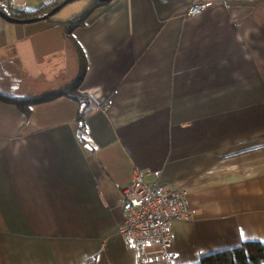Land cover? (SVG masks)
<instances>
[{
  "label": "crops",
  "instance_id": "obj_1",
  "mask_svg": "<svg viewBox=\"0 0 264 264\" xmlns=\"http://www.w3.org/2000/svg\"><path fill=\"white\" fill-rule=\"evenodd\" d=\"M195 1L110 0L69 40L54 21L91 0L52 22L0 17V95L63 89L80 53V91L95 102L80 125L67 97L32 106L28 119L0 100V264H138L119 233L134 172L184 192L193 211L171 225L174 256L157 264L264 244V0H202L185 17Z\"/></svg>",
  "mask_w": 264,
  "mask_h": 264
},
{
  "label": "built area",
  "instance_id": "obj_2",
  "mask_svg": "<svg viewBox=\"0 0 264 264\" xmlns=\"http://www.w3.org/2000/svg\"><path fill=\"white\" fill-rule=\"evenodd\" d=\"M26 0H0L4 13L15 10L16 4L24 5ZM202 0L191 3L185 17H196L206 8ZM120 208L124 222L119 233L135 252L138 264L169 262L172 251L173 223L193 220V211L188 207L185 193L166 192L157 183L146 184L134 172L130 184L122 190Z\"/></svg>",
  "mask_w": 264,
  "mask_h": 264
},
{
  "label": "trees",
  "instance_id": "obj_3",
  "mask_svg": "<svg viewBox=\"0 0 264 264\" xmlns=\"http://www.w3.org/2000/svg\"><path fill=\"white\" fill-rule=\"evenodd\" d=\"M63 1V0H62ZM62 1H57L44 5L43 7L33 10L24 11L22 9H15L8 11L11 18L19 21L18 24H28L31 20L40 19V17L49 13L54 7L59 5ZM97 0H91V5L82 11L80 14L75 15L65 21H54L57 25L63 27V33L67 40L71 38L72 32L81 26H84L86 18L92 10L100 5L106 4ZM52 17L45 19L46 22H52ZM86 71V63L82 54L78 53V73L76 78L63 89L48 93L38 97H10L0 95V100L14 105L19 112H21L26 119L29 118L31 107L37 104L45 103L59 97H67L79 103V110L77 120L80 125H83L84 120L93 111L95 102L86 94L81 93L80 87ZM198 264H264V244L249 241L244 242L240 246L222 252L213 253L200 258Z\"/></svg>",
  "mask_w": 264,
  "mask_h": 264
},
{
  "label": "water",
  "instance_id": "obj_4",
  "mask_svg": "<svg viewBox=\"0 0 264 264\" xmlns=\"http://www.w3.org/2000/svg\"><path fill=\"white\" fill-rule=\"evenodd\" d=\"M74 1H77V0H63L59 5H57L56 7H54L49 13H47L44 16L40 17V19L26 21V22L33 23V22L45 20V19L53 16L63 6L67 5L70 2H74ZM97 1H99V2H105L107 0H97ZM0 17H2L5 21L10 22V23H15V24L20 23L19 21L11 18L8 14L2 12L1 10H0Z\"/></svg>",
  "mask_w": 264,
  "mask_h": 264
},
{
  "label": "snow or ice",
  "instance_id": "obj_5",
  "mask_svg": "<svg viewBox=\"0 0 264 264\" xmlns=\"http://www.w3.org/2000/svg\"><path fill=\"white\" fill-rule=\"evenodd\" d=\"M240 236H241V238L243 239V238L245 237L244 232H241V233H240ZM253 239H255V238L253 237Z\"/></svg>",
  "mask_w": 264,
  "mask_h": 264
},
{
  "label": "rangeland",
  "instance_id": "obj_6",
  "mask_svg": "<svg viewBox=\"0 0 264 264\" xmlns=\"http://www.w3.org/2000/svg\"><path fill=\"white\" fill-rule=\"evenodd\" d=\"M77 1H79L80 3H82V2H85V1H88V0H77Z\"/></svg>",
  "mask_w": 264,
  "mask_h": 264
}]
</instances>
